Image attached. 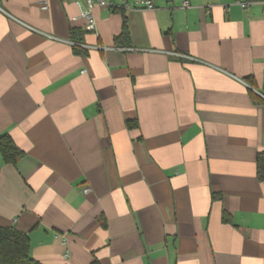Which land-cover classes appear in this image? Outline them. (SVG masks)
<instances>
[{
	"label": "crops",
	"instance_id": "obj_1",
	"mask_svg": "<svg viewBox=\"0 0 264 264\" xmlns=\"http://www.w3.org/2000/svg\"><path fill=\"white\" fill-rule=\"evenodd\" d=\"M43 1L0 0V227L38 264H264L263 5L105 0L85 32Z\"/></svg>",
	"mask_w": 264,
	"mask_h": 264
},
{
	"label": "trees",
	"instance_id": "obj_2",
	"mask_svg": "<svg viewBox=\"0 0 264 264\" xmlns=\"http://www.w3.org/2000/svg\"><path fill=\"white\" fill-rule=\"evenodd\" d=\"M247 3H261L264 7V0H244ZM82 32L72 29L70 41L72 51L77 56H85L86 51L81 48ZM130 44L126 20L122 18L121 31L114 38V46L117 48H128ZM136 121L126 122V128H136ZM23 153L15 147L8 135H0V156L6 164H15L22 157ZM256 175L261 182L264 181V152L258 154L256 159ZM220 199L212 195V200ZM222 221L227 222L225 211L222 213ZM0 264H38L30 256L29 242L26 234L17 231L13 227H0Z\"/></svg>",
	"mask_w": 264,
	"mask_h": 264
},
{
	"label": "built area",
	"instance_id": "obj_3",
	"mask_svg": "<svg viewBox=\"0 0 264 264\" xmlns=\"http://www.w3.org/2000/svg\"><path fill=\"white\" fill-rule=\"evenodd\" d=\"M247 4H248L247 2H243V3H240L239 5L241 8H245L247 6ZM94 5H98L100 7H105L107 4H106L105 0H86L87 13L85 15V19L87 22H86V26L84 28L85 32H93L94 31V22L90 16L91 9L93 8ZM187 5L188 4L185 2L183 4V7L186 8ZM40 6H41L42 10H45L46 9L45 1L42 0ZM140 6L143 8H147V9L151 8L150 2H141ZM88 192H89L88 189H85L83 191V193H85V194Z\"/></svg>",
	"mask_w": 264,
	"mask_h": 264
}]
</instances>
